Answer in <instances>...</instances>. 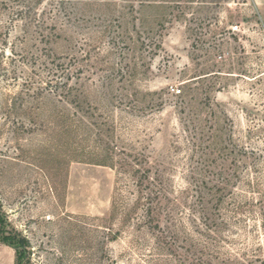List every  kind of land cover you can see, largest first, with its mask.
I'll return each instance as SVG.
<instances>
[{"label":"rangeland","instance_id":"1","mask_svg":"<svg viewBox=\"0 0 264 264\" xmlns=\"http://www.w3.org/2000/svg\"><path fill=\"white\" fill-rule=\"evenodd\" d=\"M191 1L0 0L26 264H264V0Z\"/></svg>","mask_w":264,"mask_h":264},{"label":"trees","instance_id":"2","mask_svg":"<svg viewBox=\"0 0 264 264\" xmlns=\"http://www.w3.org/2000/svg\"><path fill=\"white\" fill-rule=\"evenodd\" d=\"M191 2L193 3V0ZM144 209H145V217L148 216L150 217V220H152V218H154V210L151 207V205ZM0 220L2 221V223L5 222L6 225L8 226V222H6V220L5 221L3 219H0ZM158 224H156L157 226L155 227H158ZM0 239L8 246L10 247L12 246L14 250L16 251L17 259L14 264H26V262L24 261L26 258L25 249L27 248V241L25 238H22L21 236L16 234L12 238L13 240H15L14 242L13 240H9L7 236H3V232L0 230Z\"/></svg>","mask_w":264,"mask_h":264}]
</instances>
